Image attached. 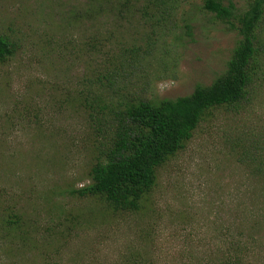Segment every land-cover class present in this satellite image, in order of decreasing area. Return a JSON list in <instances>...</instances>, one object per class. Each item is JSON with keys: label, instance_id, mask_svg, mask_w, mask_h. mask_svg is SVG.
<instances>
[{"label": "rangeland", "instance_id": "obj_1", "mask_svg": "<svg viewBox=\"0 0 264 264\" xmlns=\"http://www.w3.org/2000/svg\"><path fill=\"white\" fill-rule=\"evenodd\" d=\"M180 2L164 24L102 28L83 18L88 0H0L17 49L0 64V264H264V180L246 165L264 161V20L244 100L205 112L137 208L81 193L99 138L86 78L116 70L111 96L159 100L225 73L237 34L204 0ZM131 48L150 51L140 68L122 60Z\"/></svg>", "mask_w": 264, "mask_h": 264}, {"label": "trees", "instance_id": "obj_2", "mask_svg": "<svg viewBox=\"0 0 264 264\" xmlns=\"http://www.w3.org/2000/svg\"><path fill=\"white\" fill-rule=\"evenodd\" d=\"M235 1L203 2L202 9L220 21L225 32L238 36L225 73L211 85H199L188 96L158 100L118 97L116 91L111 96L109 90L120 76L116 70L85 79L98 86L86 89L89 94L84 92L81 104L99 138L91 169L93 183L81 193L103 198L115 210L137 208L143 196L153 191L157 168L182 148L205 112L244 100L257 80L252 62L257 55L256 31L264 20V0H247L242 6ZM87 4L83 18L93 23L96 18H107L100 23L102 28L111 18L124 22L139 17L145 24H164L182 7L180 0H88ZM16 51L15 43L0 35V64L13 58ZM125 52L122 60L136 68L150 57L149 50L143 54L137 48ZM246 165L255 166L256 174L264 180V161L251 158Z\"/></svg>", "mask_w": 264, "mask_h": 264}]
</instances>
